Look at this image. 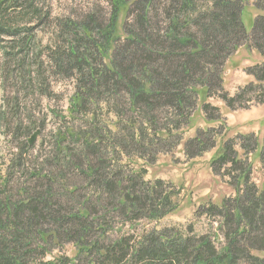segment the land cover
Masks as SVG:
<instances>
[{
	"label": "trees",
	"instance_id": "16d2710c",
	"mask_svg": "<svg viewBox=\"0 0 264 264\" xmlns=\"http://www.w3.org/2000/svg\"><path fill=\"white\" fill-rule=\"evenodd\" d=\"M250 1L111 0L108 25L93 15L81 22L58 20L59 44L53 49L38 40L37 32L51 19L38 0H0V59L5 71L24 85L33 83L35 67L37 79L43 78L41 69L47 65L54 76L73 81L69 120L81 124L58 135L51 160L44 155L32 160L31 175L37 182L21 188L20 199L10 190L9 171L28 170L31 156L17 149L6 176H0V264L71 263L40 258L39 242L60 238L75 247L73 262L85 258L86 264H264V186L253 181L252 162L257 154L264 174V136L229 138L211 161L215 177L234 191L221 205L209 202L197 212L217 219L220 247V239L195 236L193 227L149 226L177 210L180 193L165 181H144L147 172L134 173L120 165L125 159L153 164L160 154L179 147L201 93L232 111L247 107L246 101L264 103V15L255 18L248 33L243 17ZM253 6L264 13L263 7ZM121 16L124 36L117 32ZM242 46L256 51L262 62L246 69L252 81L231 96L224 87V65ZM39 87L48 91L41 83ZM102 106L107 124L100 129L96 109ZM202 109L209 122L223 120L218 107L204 104ZM19 122L12 142L21 137ZM223 138L213 127L199 129L185 143L184 153L201 157L218 148ZM66 139H74L76 149L63 146ZM49 161L63 172L43 176L41 164ZM69 172L93 192L77 212L61 202L63 196L72 203L84 198L78 187H65ZM56 182L65 191L54 190ZM116 220L142 231L111 240Z\"/></svg>",
	"mask_w": 264,
	"mask_h": 264
},
{
	"label": "rangeland",
	"instance_id": "374dc122",
	"mask_svg": "<svg viewBox=\"0 0 264 264\" xmlns=\"http://www.w3.org/2000/svg\"><path fill=\"white\" fill-rule=\"evenodd\" d=\"M254 3L264 8V0H251L248 4L243 17V23L248 33L252 31L255 18L258 15H264L263 12L254 8ZM41 6H44V12L48 10L51 13V19L37 32L38 40L42 43V46L47 45V47H52L53 49L59 44L56 37V24L58 20L81 22L86 17L93 15L99 17L102 20V24L108 25L112 14L111 0H38V7L41 8ZM123 21L124 17L121 16L118 24L119 29H117L118 34L120 30L122 36H124L122 34ZM34 51L37 53V49ZM261 61L262 58L257 52L249 50L244 46L239 47L229 57L224 65L223 78L224 87L231 96H234L240 87L252 81V78L247 75L246 69L256 63H261ZM37 64L34 65L36 66ZM13 68H17V65ZM33 72V83L27 82L23 85L20 81L11 79L0 59V156L4 162L0 167V176H6L9 161L14 158V155L18 154L16 153L17 149H23L24 152H27L26 155L32 158L29 160V169L26 168L28 170L23 169L22 172H20V169L9 171L10 190L17 194L18 199L21 196L19 194L21 188L28 187L29 184L36 185V178L33 179L31 175L32 166L34 165L32 160L39 155H44L51 160L52 156L57 153L55 144L58 135L64 133L66 129H77L81 126L79 121L71 122L69 120V101L75 92L73 81L63 76H54L47 65H44V68L41 69L43 78L40 77V80H38L39 77L36 75L38 68L35 67ZM40 83L43 89L48 90L46 93L40 90ZM15 101L17 102L15 103ZM246 103L248 104L246 105L247 107L232 111L221 100L216 99L214 96L208 98L206 93H201L198 99V109L190 125L182 130L184 140L179 147L173 149L170 153L160 154L153 164H146L143 160L130 163L125 159L120 162L124 170L129 167V170L134 173L147 172L144 175V181L162 180L166 184L173 185L175 192L180 193L177 210L172 215L162 219L159 223L153 222L149 226L160 230H185L188 227H193L195 236L208 234L214 235L215 237H213L216 239H220L217 243L218 247H220L223 239L220 237L222 234L218 229V223H215L217 219L197 216V212L201 206L209 202L221 205V200L234 196L233 189L220 178L215 177L210 165L212 159L221 153L222 144L229 138H235L238 134H255L260 139L264 136V103H248L247 101ZM204 104H211L220 109V116L223 117V120H220L221 123L217 121L209 122L206 119L202 109ZM13 107L18 108V111L13 112ZM99 109H96L97 125L102 129L107 124L106 110L104 106ZM212 112L215 114L214 111ZM14 113L18 115V118L15 120L12 117ZM2 116L5 118L4 121L2 120ZM78 118L80 121L83 120L81 115ZM19 119V124H22L21 137L12 142L11 138L16 127L15 122ZM209 127L215 128L217 132H220L224 136L223 140L219 142V147L201 157H187L184 153L185 143L194 138L199 129ZM38 130L41 131L39 137L33 146H29V139ZM75 142L74 139H66L63 146H72L76 149L78 145ZM174 142L171 144L172 146H174ZM46 161L47 159L43 162ZM252 162L254 166L253 181L258 186L263 187L264 174L261 170L257 154L252 157ZM38 164L40 163L38 162ZM41 166H43L41 170L43 176L47 174L54 176L55 172H63L58 167L59 165H56L55 161H49L47 164H41ZM66 174L68 178L65 187H78L84 198L82 200H75L72 203L69 202L67 196H63L61 202L66 207H71L77 212L81 207L86 206V204L82 203L93 192L89 189H84V181L79 176L71 172ZM58 181L60 182L61 180ZM55 184L56 189L54 190L57 192L65 191L59 188L57 182ZM135 231L140 232L142 228L136 227L133 229L130 227V223L124 224L123 221L116 220L113 231L108 238L117 240L125 234H133ZM96 238V235H94L93 239ZM91 242L90 240L89 243L92 244ZM39 243L42 255L40 258H44L42 259L43 262L63 258L64 260L72 261L68 264H86L85 258H78L73 262V258L77 252L75 247L68 243L66 239H51L50 242ZM62 264L67 263L64 261Z\"/></svg>",
	"mask_w": 264,
	"mask_h": 264
},
{
	"label": "water",
	"instance_id": "95a60500",
	"mask_svg": "<svg viewBox=\"0 0 264 264\" xmlns=\"http://www.w3.org/2000/svg\"><path fill=\"white\" fill-rule=\"evenodd\" d=\"M40 133H41V131L38 130V131H37V132L31 137V139L29 140V144H30V146H33V145L35 144V142H36L37 138L39 137Z\"/></svg>",
	"mask_w": 264,
	"mask_h": 264
}]
</instances>
